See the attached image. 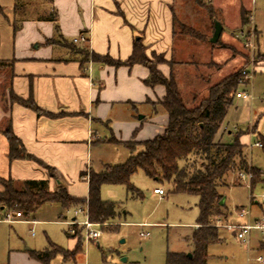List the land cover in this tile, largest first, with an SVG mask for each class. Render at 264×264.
I'll list each match as a JSON object with an SVG mask.
<instances>
[{"label": "crops", "instance_id": "crops-1", "mask_svg": "<svg viewBox=\"0 0 264 264\" xmlns=\"http://www.w3.org/2000/svg\"><path fill=\"white\" fill-rule=\"evenodd\" d=\"M190 1L40 0L34 15L22 18L12 55L0 59L14 61L15 94L24 99L33 97L40 108L56 116L39 117L35 111L18 103L10 102L7 109L0 100V129L3 121L11 118L13 130L27 151L52 171L34 160L11 161L9 142L0 131V176L47 180L51 191L61 185L68 194L87 198L89 183L81 173L93 169V158L102 154L105 145L129 141L142 144L164 134L169 118L159 102L166 95V88L146 83L151 72L143 64L114 66L102 62V57L125 61L133 54L135 41L141 40L148 58L156 54L173 61L177 36L174 33L175 17L184 18L178 9ZM230 1L221 5V0H210L218 20L222 18L219 20L223 25L220 39L224 41L221 44L226 45L233 39L231 32L227 31L228 26L232 27L226 21L228 14L232 9L235 11L239 19L237 27L243 24V10L252 18L255 3V0ZM52 14H57L58 26L51 19ZM243 32L237 36L242 37ZM79 36H84L86 41L75 42ZM85 48L91 52L92 58L84 59L79 53ZM217 59L225 58L218 56ZM159 69L166 76L172 72L170 63L160 64ZM140 113L144 114L143 117ZM111 137L117 142L110 141ZM155 194L163 197L166 192ZM253 203L260 204L254 196L250 204L252 212ZM224 205L229 213L224 218L226 223L246 222V218L236 213L245 206L230 209L227 198ZM261 208L263 213H252V219L264 216V203ZM218 223H222L220 220L216 223L222 241L220 229L227 228ZM194 228H198L197 223ZM71 239L77 245V239ZM261 242L254 245L255 248H262L264 243ZM26 250L28 253H19L18 244L11 248L9 264H19V255L24 264H32L34 258L30 251L36 249Z\"/></svg>", "mask_w": 264, "mask_h": 264}, {"label": "rangeland", "instance_id": "rangeland-1", "mask_svg": "<svg viewBox=\"0 0 264 264\" xmlns=\"http://www.w3.org/2000/svg\"><path fill=\"white\" fill-rule=\"evenodd\" d=\"M221 1V5L231 3L230 0ZM38 2L40 0H0V58L12 55L19 24L23 17L34 15ZM209 3L210 0H204L205 5L190 1L178 9L184 15L182 21L196 28L203 39L177 35L174 63L156 54L149 60L158 68L162 63L173 64L174 74L188 100H192L194 93L202 98L207 95L208 88L232 74L237 73L238 78H241L244 70L253 74L251 81L238 88V91L246 92L252 98H235L218 140L232 142L236 132H245L241 142L246 145L251 164L261 170V182L252 188L249 180H243L239 172L232 171L226 177L227 185H223L220 191L227 198L230 209L249 206L253 195L260 204H252V213L258 215L263 213L261 205L264 203V147L255 145L257 141L264 144V0H255L252 18L249 15L247 25L241 23L236 27L239 19L231 10L226 19L232 25L227 30L233 36L229 45L221 44L224 43L222 38L218 43L210 42L214 33V19L208 12ZM242 31L243 36L238 37ZM79 53L84 59L93 57L86 48L80 49ZM218 56L225 59L218 60ZM5 75L0 72V100L8 109L11 102L9 85L1 84ZM109 140L117 142L114 137ZM130 144L135 147V153L144 150L143 144ZM130 155L131 151L125 144L105 145L102 154L94 156L92 166L100 172L107 165L126 162ZM131 180L140 194L129 191L123 184L102 186V199L116 202L117 217L100 223L98 228L102 233L97 241H87L82 225H69L67 222L76 217L75 210L80 205L65 210L60 203L48 202L32 215L23 216L19 222H0V264L10 263V249L16 244L19 245V253H28L26 248L44 250L50 243L65 251L74 250L76 243L66 234L69 228H75L72 236L82 249L74 256L58 253L49 264H167L169 253H192L194 225L200 214L199 197L171 193L172 184L159 182L142 169L135 172ZM157 187L165 190L163 197L154 193ZM77 219L83 221L84 214L77 215ZM220 221L226 223L223 217ZM143 224L149 226L143 227ZM142 231H149V236L142 237ZM220 235L222 241L208 248L207 264H264L257 261L258 256L264 257V244L260 249L254 246L260 241L264 243V236L259 232H254L250 247L238 240L235 232L221 228ZM20 257L19 264H24ZM32 261V264H42L35 259Z\"/></svg>", "mask_w": 264, "mask_h": 264}, {"label": "trees", "instance_id": "trees-1", "mask_svg": "<svg viewBox=\"0 0 264 264\" xmlns=\"http://www.w3.org/2000/svg\"><path fill=\"white\" fill-rule=\"evenodd\" d=\"M192 1L205 5L204 0ZM209 5L210 16L218 20L217 12L210 3ZM51 19L58 26L57 14H52ZM242 22L243 25L250 22L249 13L244 10ZM174 25L175 35L203 39L196 28L187 25L178 17H175ZM173 61L171 63H174ZM102 62L114 66L127 65L130 67L140 63L150 69L151 73L146 83L152 87L163 85L166 88V95L159 102L169 118L164 134L144 141L142 143L144 150L139 153H135V147L130 144V141L122 142L131 151L126 162L107 165L105 170L100 172L94 169L83 171L81 177L89 175L87 198L72 196L61 185L51 191L47 180H17L11 176H0V214L6 210H18L28 217L44 203L57 202L65 210L75 205L87 204L89 217L93 222L102 223L113 220L117 217L116 202L102 199V186L123 184L128 187L129 191L140 194L131 178L135 172L142 169L151 178L172 184L171 193H187L199 197L200 214L197 221L198 228L192 236L194 245L192 256L186 253H169L167 264H207L209 246L221 240L216 223L221 217L227 218L229 215L226 206L221 205L224 195L220 191L223 185H227V175L232 171L251 172L253 174L252 188L261 180V170L251 164L246 145L241 142V136L245 132H236L232 142L216 140L234 104L235 93L239 88V75L232 74L214 84L208 88L207 95L202 98L194 93L192 100H188L187 96L185 99L174 74L173 64H171L170 76L164 75L146 56V47L141 40L135 41L133 54L127 60H115L110 56H104ZM0 72L6 74L1 84L9 85L11 103H18L32 109L39 117L56 116L40 108L33 97L24 99L15 94L13 60L0 59ZM152 105L157 106V104ZM0 131L9 142L8 156L11 161L34 160L46 166L27 151L23 141L13 130L11 118L3 121ZM46 167L52 171L51 168ZM66 234L75 238L69 230ZM81 249L79 242L72 251H65L56 244L50 243V246L44 250H31L30 255L42 264H49L58 253H68L74 256Z\"/></svg>", "mask_w": 264, "mask_h": 264}, {"label": "built area", "instance_id": "built-area-1", "mask_svg": "<svg viewBox=\"0 0 264 264\" xmlns=\"http://www.w3.org/2000/svg\"><path fill=\"white\" fill-rule=\"evenodd\" d=\"M74 41L75 42H84V41H86V38L84 36H79V37L75 38ZM249 44H252V43L249 42ZM252 76H253V74H250L247 70H244L242 72L241 78H239V80H238L239 86L240 85H246L248 83L247 82L248 80L251 81ZM235 96H236V98H248V99L252 98V96L250 94H248L246 92H242V91H237L235 93ZM255 145L263 146V143L261 141H257L255 143ZM239 176L243 180H249L251 187H252L253 174L251 172L241 171V172H239ZM88 177H89V175L83 176L82 178L86 179L88 181ZM154 191H155V193H158L160 195L165 194V190L162 187H157V188H155ZM263 197H264V193H263ZM251 198H253V195H251ZM236 213L241 218H246V222L245 223L227 222L224 224L218 223V225L224 226L228 230L235 232L237 234L238 240L247 244L248 247H250L251 243H252L254 231L257 230L262 234V236H264V216H261L257 219H252V209H251L250 205L237 209ZM79 214H84L85 219L83 221H79L77 219V215H79ZM75 215H76V217L67 221L68 224L69 225H76V224L82 225V227L84 228V230L86 232L87 241H97L99 239V237L101 236L102 230L98 228V227H100V223L93 222L90 219L88 205L82 204V205H80L79 208H76ZM23 216L24 215L21 211L6 210L3 214H0V222H2V221L9 222V223L19 222V221H21ZM68 230H69L71 235H72V233L74 234L76 232L75 228H72V229L69 228ZM32 233H33V235H35L34 230H32ZM149 234H150V232H144V231H142L140 233V235L142 237H146ZM257 261L264 263V257L258 256Z\"/></svg>", "mask_w": 264, "mask_h": 264}, {"label": "water", "instance_id": "water-1", "mask_svg": "<svg viewBox=\"0 0 264 264\" xmlns=\"http://www.w3.org/2000/svg\"><path fill=\"white\" fill-rule=\"evenodd\" d=\"M223 32V25L219 20H215V31L213 33V36L210 38V41L212 43H216L219 41L221 34ZM143 117V116H140ZM225 203V197H223V199L221 200V205H224ZM189 256H192V254L190 253Z\"/></svg>", "mask_w": 264, "mask_h": 264}]
</instances>
